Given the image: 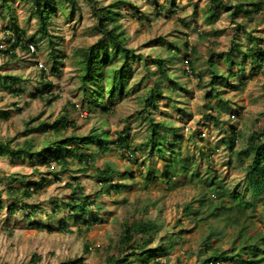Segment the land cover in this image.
<instances>
[{
    "label": "rangeland",
    "instance_id": "obj_1",
    "mask_svg": "<svg viewBox=\"0 0 264 264\" xmlns=\"http://www.w3.org/2000/svg\"><path fill=\"white\" fill-rule=\"evenodd\" d=\"M221 1L224 6H213L212 0L58 2L50 36H45L27 0H9V5L0 0V51L10 49L9 38L16 29L24 32L25 40H39L34 53L31 48H16L13 56L0 53V76L18 79L3 80L0 85V112H11L8 120L0 119V142L12 150L27 143L39 149L47 141L84 138L99 131L106 132L103 139L111 144L107 154L98 150L97 143L89 145L96 161L87 171L78 164L65 172L55 162L43 164L38 158H16L6 153L0 157V264H107L108 255L118 254L123 226L141 220L154 221L158 226L150 247L173 244L167 238L175 237L169 255L158 252L156 259L163 264H202L209 257L204 242L210 236L214 237V249L239 254L238 259L226 264L256 261L249 251H242L248 245H257V258L264 257V242L260 240L264 239V193L255 199L246 192L252 159L236 155L264 129V69L254 71V65L243 55L255 47L264 49V8L259 16L249 18L234 15L236 7L259 0ZM108 6L118 15L107 28H117L125 48L139 59L132 64L125 96L117 95L114 100L104 96L101 102H92L96 98L83 91L82 55L104 36L94 8ZM156 60L166 62L165 77ZM110 68L100 84L106 93ZM44 80L53 84V93L34 98L43 89ZM157 88L162 98L156 108L150 106L149 114L145 103ZM15 90L21 93L17 95ZM112 104V110L107 111L105 107ZM66 116L72 126L62 136L35 131L40 124H52ZM153 122L171 123L179 130L182 156L195 163L199 178L178 176L168 183L160 177L171 157L169 153L157 156L143 145L149 140ZM233 129L240 136L232 154L226 142ZM122 132H126L131 149L137 150L133 160L127 159V151L113 145ZM95 168L117 173L116 182L123 186L119 194L110 196L108 189H102L92 177ZM150 168L156 172L153 181L148 180ZM126 171L128 175L122 176ZM210 174L230 193L242 192L244 205L254 206L210 217L221 204L203 182ZM74 178H79L86 194L101 193L100 219L90 227L66 209L54 213L55 203L69 201ZM44 179L48 182L42 190L25 196L30 183ZM12 205L20 208L13 216L8 213ZM27 206L36 211H25ZM225 206L235 205L227 197ZM95 215L88 216V222ZM64 220L69 233L57 230ZM47 226L55 230L49 232ZM79 259L83 262L77 263ZM154 259L136 264H153Z\"/></svg>",
    "mask_w": 264,
    "mask_h": 264
},
{
    "label": "trees",
    "instance_id": "obj_2",
    "mask_svg": "<svg viewBox=\"0 0 264 264\" xmlns=\"http://www.w3.org/2000/svg\"><path fill=\"white\" fill-rule=\"evenodd\" d=\"M6 5H9V0H2ZM29 4H31L33 8V14L37 18L40 26V33L45 36H50V24L52 19L56 15V4L59 2L60 4H69L75 5L77 0H27ZM92 4L93 0H89ZM213 6H224L221 0H212ZM112 7V6H111ZM264 8V0H259L258 2H252L249 4H240L236 7V11L234 15H243L244 17H253L259 16ZM95 14L99 20V29L103 32V38L87 51L83 52V60L81 62L82 66V82L84 84L83 91H90L91 95L96 98V101L92 102H101L103 97L106 96L108 100H114V98L118 95L119 98L126 95V82L129 81L130 76L132 74V64L137 63L139 57L135 54L134 51L126 49L124 46V41L122 40L123 35L117 33V28L109 30L108 23L115 22L116 16L118 14L115 11L111 10V8H94ZM213 11V9H212ZM211 16L210 18H213ZM39 40L36 38H31L29 40H25L24 32L16 29L15 34L9 38L10 49L7 51H0V53L13 56V53L16 48H24L29 50L30 45L37 46ZM188 47V45H187ZM110 51H113V54H110ZM245 61H251L252 65H254V71L260 72L264 69V49H258L257 47L250 49L247 53L243 54ZM230 57V55H229ZM231 61V57H230ZM229 61V62H230ZM188 62V61H187ZM121 65L119 67L110 68L112 65L117 64ZM156 64L159 67L160 72L163 74V77L166 76V62L163 60H156ZM234 66V63L231 67ZM214 68V66L212 65ZM109 70L110 79L108 82L109 92H104V87L100 84L105 82L106 78V70ZM213 71V70H212ZM214 71L217 69L214 68ZM215 78H218L217 72H214ZM42 77L46 78V72L41 70ZM235 74L232 72L231 77H234ZM161 78V81L163 80ZM8 79L13 80L14 82L18 81V79L14 77H3L0 76V85L3 84V80L7 81ZM214 83V82H213ZM161 84V82H160ZM176 85V84H174ZM53 84L48 81H43V89L40 91L39 95H34V98L43 97L45 94L53 93ZM150 97L146 100L145 103V111L149 110L150 106L156 108L159 100L162 98L161 90L159 88L153 89L151 91ZM15 93L19 95L21 93L20 90H15ZM114 104L105 107L107 111H111ZM11 116L10 111L0 112V119L8 120ZM213 121H218L217 118L210 116ZM72 126V122L69 121V118L63 117L52 124L43 123L40 124L39 128L35 131H40L44 133H54L55 135L62 136L64 132H66ZM102 134L97 131L91 133V136L80 138L77 136H71L69 138H61L54 141H47L41 148L34 149L33 144L27 143L22 148L17 150H12L8 144L0 142V157L6 154L15 155L16 158H22L24 156L33 160L38 158L40 162L43 164H51L55 162L58 166H60L63 171H69L72 164H78L85 171L89 170L92 165L96 161V154L90 150L89 145L91 143H97L99 146L98 150L107 154L110 152L111 144L110 141L104 140ZM101 135V137H100ZM126 132H122L118 134V140L114 142L113 145H116L119 149H123L127 151V159L133 160L135 155L137 154V150L131 149L128 144V138ZM240 134L233 129L231 130L228 141L226 142L230 149L233 151L236 149L237 140L239 139ZM179 130L175 128L171 123H155L153 122L150 127V135L147 143L143 144L145 147L150 149L151 153L157 154V156L163 157L165 154H170V160H168V164L164 165V170L160 173V177L168 182L173 183L174 179H177L178 176H184L188 180H193L196 177L199 178V171L195 167V163L190 161V158H184L182 156V143L180 141ZM248 147L238 152L236 155L238 158H248L252 159L251 165L248 166L246 182L247 190L246 192H251L254 198L256 199L260 195L264 193V129L261 134H254L248 142ZM86 145L88 148L85 150L83 146ZM160 171V170H158ZM128 171L122 173V176H127ZM156 173V172H155ZM155 173L152 169H149V178L148 180L152 181L155 179ZM210 173V172H208ZM116 172L110 168L94 169V175L92 176L94 179H97V182L102 189H108L107 194L112 196L114 194H119L122 190L121 183L116 182ZM79 178H74L76 181L75 184H72L70 188L72 189V194L69 198L68 202H62L61 204L55 203L54 213L58 212L61 209H66L73 215H75V219L77 221L86 224L90 227L96 222L99 221L98 212L102 211L101 206H99V202L101 200V193L96 192L95 194H86L83 187H81L78 183ZM203 181V180H202ZM47 180H42L38 183H30L28 189L25 190L24 194L27 197H31L34 193L39 192L47 185ZM207 183L208 187L215 192V197L219 199L221 204L219 207L215 208L209 215L210 217H221L224 214L227 215V212L237 211L240 208L242 211L250 208L253 205L243 203L245 199L243 197V193L240 191H232L231 193L226 190V188L219 184L218 177H213L210 174V178L207 181H203ZM229 198L231 202L234 203L235 206L227 207L225 206L226 198ZM203 201V200H202ZM18 205H12L8 208V213L10 215H15L16 212L19 211ZM36 211L34 207L27 206L25 211ZM186 211H190L188 208ZM225 211L226 213H222ZM241 213V211H240ZM96 214L95 218H93V222H88V216H93ZM228 216H226L227 218ZM49 232H53L55 230L52 226H47L46 228ZM58 231L69 233V224L64 220L60 223ZM158 231V226L154 221L150 220H141L134 221L132 223H126L123 226L121 240H120V249L118 250L117 255H111L107 257V264H136L138 261L143 263L151 261L154 259L153 264H163L159 260L156 259L158 256V252L163 253L164 255H169L171 250L174 249L172 246L176 241L174 236H169L167 239L169 241H174L173 244H163L161 243L157 247H150V244L154 243V239H156V232ZM242 236V235H240ZM213 236L208 237V239L204 242V248L206 255L209 254V257L204 260L202 264H226L229 261H233L240 257L238 253L233 255H229L228 252H220L217 249L213 248L212 240ZM264 242V239H260ZM259 240V241H260ZM258 241V243H259ZM257 243V244H258ZM88 248V247H87ZM257 249V245H248L246 248H243L242 251L247 250L250 252L251 258L257 259L252 264H261L264 262V257L257 258L259 251ZM89 250V249H87ZM254 250V251H253ZM241 259L244 260V258ZM83 262L82 259H79L77 263ZM247 262V261H246ZM252 262V261H250ZM181 264V263H179Z\"/></svg>",
    "mask_w": 264,
    "mask_h": 264
},
{
    "label": "built area",
    "instance_id": "obj_3",
    "mask_svg": "<svg viewBox=\"0 0 264 264\" xmlns=\"http://www.w3.org/2000/svg\"><path fill=\"white\" fill-rule=\"evenodd\" d=\"M30 48H31V50H32V52H33V53L36 51V49H35V46H34V45H30Z\"/></svg>",
    "mask_w": 264,
    "mask_h": 264
}]
</instances>
